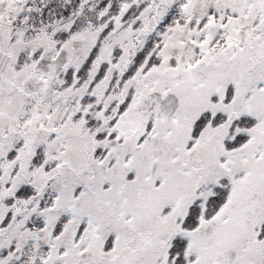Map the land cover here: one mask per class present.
<instances>
[{"label":"snow or ice","instance_id":"snow-or-ice-1","mask_svg":"<svg viewBox=\"0 0 264 264\" xmlns=\"http://www.w3.org/2000/svg\"><path fill=\"white\" fill-rule=\"evenodd\" d=\"M0 264H264V0H0Z\"/></svg>","mask_w":264,"mask_h":264}]
</instances>
